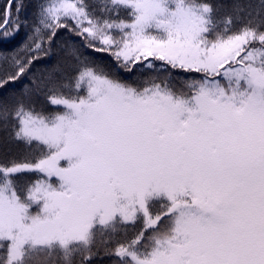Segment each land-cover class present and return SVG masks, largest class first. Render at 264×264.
<instances>
[{
  "label": "snow or ice",
  "instance_id": "obj_1",
  "mask_svg": "<svg viewBox=\"0 0 264 264\" xmlns=\"http://www.w3.org/2000/svg\"><path fill=\"white\" fill-rule=\"evenodd\" d=\"M5 0L0 88L30 77L48 109L0 104L28 147L0 159V264H264V0ZM60 79L33 74L61 34ZM28 93H26L27 95ZM32 174L34 179L25 178Z\"/></svg>",
  "mask_w": 264,
  "mask_h": 264
},
{
  "label": "trees",
  "instance_id": "obj_2",
  "mask_svg": "<svg viewBox=\"0 0 264 264\" xmlns=\"http://www.w3.org/2000/svg\"><path fill=\"white\" fill-rule=\"evenodd\" d=\"M5 0H0V13L3 12ZM211 3L219 9L217 15L232 13L234 8L239 5L244 7L245 11L241 12V16H245L247 11L260 9V0H210ZM24 9L20 13V19L27 17L31 22L34 19L38 0H23ZM2 19V15H0ZM30 31L29 28H21L20 32L13 38L7 40L0 39V51L10 52L18 49L26 40V36ZM74 50L84 53L91 57L95 63L103 65L110 72H118L119 75L128 80L135 77L116 69L111 58L106 54L95 53L83 46V42L79 37L72 36L69 33H63L54 43L51 54L34 65L33 74L40 77H53L60 79L70 73L76 66ZM32 89L30 77H25L22 81L15 84L6 85L0 88V104L13 105L19 100H25L36 104L37 107L48 109L45 101L44 92L36 93L30 91ZM26 93H28L26 95ZM28 152V147L22 142L14 140L10 134V130L5 131L0 128V159L15 158L22 159ZM25 178L34 179L32 174H25ZM115 257L104 255L103 250L99 252L94 259L93 264H113Z\"/></svg>",
  "mask_w": 264,
  "mask_h": 264
}]
</instances>
